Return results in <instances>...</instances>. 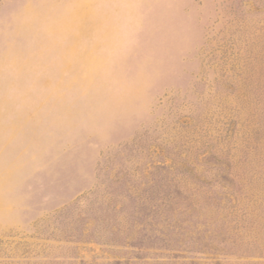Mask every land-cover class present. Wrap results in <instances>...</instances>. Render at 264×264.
Listing matches in <instances>:
<instances>
[{
    "label": "rangeland",
    "instance_id": "374dc122",
    "mask_svg": "<svg viewBox=\"0 0 264 264\" xmlns=\"http://www.w3.org/2000/svg\"><path fill=\"white\" fill-rule=\"evenodd\" d=\"M36 16L45 33H9ZM35 66L39 144L0 173V264H264V0H0L25 104Z\"/></svg>",
    "mask_w": 264,
    "mask_h": 264
},
{
    "label": "crops",
    "instance_id": "0c3cea01",
    "mask_svg": "<svg viewBox=\"0 0 264 264\" xmlns=\"http://www.w3.org/2000/svg\"><path fill=\"white\" fill-rule=\"evenodd\" d=\"M43 17H30V24H18L13 21L8 30L9 33H45ZM22 22V20H21ZM27 22V19H26ZM54 33V27L52 29ZM2 33H7L5 28ZM30 92L28 103L22 98L21 77H16L15 87L10 85V78L0 71V173H4L11 159L12 146L19 145L20 137L25 135L26 142L30 145L31 153L37 155L39 144L40 125L38 112V72L36 66L30 70ZM29 104V108L27 106ZM27 107L24 111V107ZM13 137V138H12ZM16 147V146H15Z\"/></svg>",
    "mask_w": 264,
    "mask_h": 264
},
{
    "label": "trees",
    "instance_id": "16d2710c",
    "mask_svg": "<svg viewBox=\"0 0 264 264\" xmlns=\"http://www.w3.org/2000/svg\"><path fill=\"white\" fill-rule=\"evenodd\" d=\"M154 200V205L152 206V209L149 213H145V216H149L150 218V223L152 226L150 227V231L152 232H160L162 233L163 227H157L156 225L159 222H164V227L167 225L171 224V220H169V212L166 209L169 205L168 201H165L164 197H158L153 199ZM165 217V221L162 219V217ZM161 217V219H160ZM154 225V226H153ZM144 229V228H143ZM140 230V228H139ZM157 238V235H155Z\"/></svg>",
    "mask_w": 264,
    "mask_h": 264
}]
</instances>
